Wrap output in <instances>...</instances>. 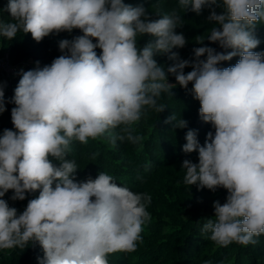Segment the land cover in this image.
Instances as JSON below:
<instances>
[{"label":"clouds","instance_id":"1","mask_svg":"<svg viewBox=\"0 0 264 264\" xmlns=\"http://www.w3.org/2000/svg\"><path fill=\"white\" fill-rule=\"evenodd\" d=\"M179 6L198 15L211 8L208 20L218 26L195 43L207 39L233 51L201 46L193 50L194 61L180 59L172 50L187 41L175 31L183 25L175 9L150 20L142 5L124 0H9L11 20L0 19L2 38L30 33L39 43L74 29L83 35L59 41L64 54L50 65L37 61L34 69L21 70L12 98L15 131L5 129L0 136V250L38 242L44 253L39 264H109V254L136 250L142 226L151 219V197L117 184L104 171L76 182L78 168L67 156L73 141L86 144L106 133L113 144L139 143L143 138L133 135L132 125L148 109L165 110L158 100L176 87L168 74L182 88L192 84L199 116L214 129L203 146L195 130L186 133L183 151H197L198 163L183 161L184 184L228 193L225 203L214 202V217L201 232L223 247L255 244L264 234V52L254 51L264 0H179ZM145 35L155 40L141 48L137 42ZM169 53L176 63L165 70L154 56ZM236 55L235 65L219 66ZM5 110L0 87V114ZM173 120L175 127L187 126L176 114L166 122ZM117 128L121 134L111 136ZM9 190L14 201L28 192L40 194L18 214L3 199Z\"/></svg>","mask_w":264,"mask_h":264},{"label":"trees","instance_id":"2","mask_svg":"<svg viewBox=\"0 0 264 264\" xmlns=\"http://www.w3.org/2000/svg\"><path fill=\"white\" fill-rule=\"evenodd\" d=\"M140 1L142 0H139L137 4H139ZM159 2L163 7L165 6L164 14L171 13L173 9H175L182 17L183 24L184 21L187 20L186 18L191 16L194 20L187 23H190L193 28L199 24V22H196L200 21V19H203L205 23L209 24L205 25L207 27L215 26L214 22L208 20V17L211 14V10L208 7H205L198 15L193 11H179L177 4L171 2V0H159ZM221 11L222 9H218L217 12L220 14ZM183 28L184 25L178 27L175 31L180 33ZM80 35H83V33L79 29H74L70 33L72 38ZM19 36L20 33H18L17 36L11 40L10 46L8 47L9 52H12V50L19 44ZM154 40V37L145 35L140 37L137 43L138 46L142 48L146 44L154 42ZM4 48H6V45L4 38H2L0 44V54L8 55L7 51L6 53H3ZM95 51L97 52V55L101 54V50L99 48H97ZM24 54L25 53H22L21 55ZM8 59L12 66L15 65V63H13L9 57ZM166 66L167 67L165 70L170 67V62H167ZM185 70V72H188L191 69L185 68ZM18 73L19 72H17L16 75H18ZM16 75L9 79L7 85H3L2 83L4 77L0 71V87H3L4 90L6 109L2 114H0V136L3 135V131L5 129H11V110L16 106L12 102L14 93L13 87L11 85L14 80H16ZM168 80L176 82L175 76L172 74H168ZM175 85L176 87L172 89V96L168 93H162L161 98L158 100V104H163L166 106L163 112L157 113L154 109H148L147 117H141L140 122H144V125H147L150 129L147 143H144L142 148L137 149V147L131 145L132 142L127 140L120 141L119 139L116 140L115 147L112 149L108 148L106 145L103 146L102 149H95V147H92L93 151L89 152L87 155H84L83 152L80 158L82 159L83 156H85V160L90 161L91 165L93 166L90 168L88 175L86 174V177L83 180L81 173H79V177H76L75 175V181L81 182L82 180V182H85L88 178L94 179L95 175L98 176L104 171L105 173L113 176L117 184L129 188L134 193L150 196L151 201L158 205L156 210H164L163 212H165L168 217L175 214L176 211H180L179 208L174 207V202L176 200H169L172 198L171 196L180 197V191H176V189L170 184L173 183L175 177H182V175L185 176L186 170L182 169L184 160L187 159L193 163H198L197 151L192 153H185L183 151V145L186 143V133L189 130H195L197 132V139L203 146L207 137V133L211 131L214 134V129L210 123H205L199 116L200 103L194 98L192 84L189 83L187 89L182 88L179 86V84ZM174 114H176L177 120L180 118L186 120L187 126L184 128L175 127L176 122L174 120L166 122L169 121V118ZM112 131L114 132V136H119L121 134L119 128ZM72 145H74V141L71 146ZM175 152H177V154H175ZM198 190L199 192L196 195L198 196L199 200L205 201L206 204H210L211 202L210 198L212 194L210 193L216 192L219 193V196L214 202L219 201L221 204L226 202L228 193L227 190L222 187L217 188V190L214 192L206 188ZM31 199H35V191L29 192L28 199H24L22 204L26 205L27 207L28 201ZM166 209L171 211H166ZM197 217L198 215H196L194 218ZM151 226L154 225L147 222L142 226V230L150 229ZM153 232L148 231V233H145V235H147L146 238H148L150 242H153ZM197 235H200V231L195 230L194 234L189 233L184 238L191 236L195 240ZM254 239H256L257 242L255 244L250 243L251 246L241 245L236 242L232 243L234 247H230V250H228V252H231L235 258L232 264L249 263L251 260L248 262L243 261V254L257 252L258 249L259 255L252 259V264H264L260 262V260H264V234L260 235L259 237H255ZM198 241L199 247L200 240ZM203 243L204 244L197 255H194L195 252H192V249L190 248L192 244H182V246L177 251L170 249L164 255H158V253L151 251V248H149V250L142 253L144 254L143 256L147 257L150 254L155 253L158 259L156 258L154 262L145 260L143 264H156L160 257H163L162 260L169 259L170 262H174L175 264H184L185 261L190 262V264H200L204 262L205 259H201V257L205 250L208 249L207 244H205L207 243L205 238ZM39 248L42 247H38L35 243H30L24 249L16 247L7 251L0 250V264H36L35 253L40 252ZM154 249L156 250V248ZM242 251H245L246 253H243ZM258 257L259 260H257ZM216 258L217 256L214 257V259ZM107 259L109 264H134V259L131 253L116 252L109 254Z\"/></svg>","mask_w":264,"mask_h":264},{"label":"rangeland","instance_id":"3","mask_svg":"<svg viewBox=\"0 0 264 264\" xmlns=\"http://www.w3.org/2000/svg\"><path fill=\"white\" fill-rule=\"evenodd\" d=\"M139 0H124L125 4H130L133 7L136 6H143L146 9L148 18L150 20H156L161 18L160 15H164L165 6L163 7L162 4L159 2V0H142L138 3ZM9 0H0V19L4 20L5 22H10L11 16L10 13L7 11V5ZM171 2H174L177 4V8L181 12H185L180 6H179V0H171ZM209 8V7H208ZM211 11L212 9L209 8ZM218 9H221L219 7H215V11L217 12ZM208 10V11H210ZM191 11V10H188ZM218 13V12H217ZM219 14V13H218ZM187 20L184 21V28L180 31L185 38H186V45L183 48H174L172 51L177 52L179 54L180 59L182 60H189L194 61V49L201 46H208L214 48L217 52H223L224 54H227L228 52L233 51V49L228 48L224 49L219 46L218 43H213L207 39L204 40L203 44H197L196 39L197 38H207V36L210 34L211 29L213 27H207L205 25H209L204 22L203 19H200L199 24L196 27H192L190 22L194 20L191 16H188L186 18ZM218 25H215L214 27H217ZM204 27V28H203ZM254 35L256 38L260 41L258 47L254 49V51L257 52H264V21H261L255 28ZM63 39L72 40L73 38L70 36V33L67 31L60 32L59 34H50L49 36L45 37L41 42L37 43L31 36L30 33L24 34L20 33L19 36V44L12 50V52L8 51V47L10 46L11 40H5L6 48H4L3 53L8 52L7 57L15 63L13 65L17 71L19 72L18 75H16V80L12 83L13 87V93L15 88L17 87L19 80L21 79V70L28 71L32 70L36 67V62L39 61V64L41 67L45 65H50L51 62L57 58L58 56L64 54L59 49V41ZM2 37H0V44H1ZM96 40L93 39V43H95ZM22 53H25L24 55H21ZM3 55V54H0ZM169 54H156L154 56V59L157 61V63L164 67V69L167 67L166 63L170 62V66H173L176 61L169 59ZM239 55L233 56L231 60L223 61L219 65L220 67H230L235 65L237 61L239 60ZM201 59H206V56L201 57ZM192 70V68L186 67ZM190 70V71H191ZM184 73L187 74L188 72ZM17 74V73H16ZM171 84H178L177 82L169 81ZM142 117H147L142 116ZM10 127L12 130L15 131L14 126L12 122H10ZM133 129V135L141 136L143 139L139 143H132V146H135L138 148H142V145L144 143H147V139L149 137V127L144 125V122H136L134 125H132ZM111 136H114V132H111ZM162 144V143H161ZM107 146L108 148L115 147V144L111 142L110 134L106 133L103 138L100 139H91L89 138L88 142L80 143L78 141H74V145L71 146V152L68 154L67 158L69 160H72L75 162L77 166V170L74 173V176L79 177V173L82 175V180L86 177V174L88 175L90 168L93 166L91 165L90 161L85 160V156L81 159L82 153L84 152V155L89 154V152L93 151L92 147H95V149H102L103 146ZM177 154V152H175ZM49 159L52 161V163L56 166H59L60 162L55 160L52 157H49ZM97 177V175L94 176V179ZM184 175L182 177H175V180H173L172 185L176 191H180V197H174L169 200H176L175 206L176 208H179L180 211H176L175 214L168 217V215L163 212L164 210L157 211L156 207L158 206L154 202H150L146 205V210L150 214V221L148 223H152L154 226H151L150 229H143L140 236L141 239L137 242V248L135 251L131 252V255L134 259V264H143L145 260H148L150 262H154V260L158 257L155 253H158V255H164L168 250H174L177 251L182 244L191 245L192 252H195L194 255H197L202 245L204 244V238L207 241V247L208 249L205 250L204 254L202 255L201 259H205L204 262L200 264H232L234 262V255L231 252H228L230 250V247H234L231 243L230 245L223 247L217 245L215 242L211 241L209 239L210 233H202L201 229L203 227V224L207 222V219L214 217V209H213V203L218 198L219 193H210L212 194L210 200V204H206L205 201L199 200L198 194L199 190L195 185H186L183 182ZM81 180V182H82ZM54 186V185H53ZM40 194V190L35 191V198H38ZM13 195V191L9 190L3 199H5L10 206L15 207L19 213H22L26 205H23L22 202L24 200H12L11 197ZM29 192L26 193V198L28 199ZM167 205V204H166ZM168 206V205H167ZM166 211H171L169 209H166ZM196 215H198L197 218H194ZM198 230L200 231V235H197L195 240L193 237L189 236L188 238H184L187 234H194V231ZM148 231H154L152 233V240L153 242H150V240L145 235V233H148ZM145 237V238H144ZM144 238V240H143ZM198 240H200L199 247H198ZM172 243V244H170ZM38 247H41L38 242L35 243ZM248 246H251L248 244ZM151 248V251L155 252L150 254L147 257H144L142 254L143 252L149 250ZM156 248V250L154 249ZM39 248L40 252L35 253V262L36 264H39V259L43 258V249ZM246 250V248H245ZM1 251H7V250H1ZM249 251V250H248ZM243 253H246L245 251H242ZM259 249L257 252H252L249 254H243V261L248 262L247 264H252V259L256 258L259 254ZM217 256L216 259H214L215 256ZM163 257L159 258L157 260L156 264H175L174 262H170L169 259L162 260ZM259 260V257L257 258ZM261 263H264V260H260ZM184 264H190V262H184Z\"/></svg>","mask_w":264,"mask_h":264},{"label":"built area","instance_id":"4","mask_svg":"<svg viewBox=\"0 0 264 264\" xmlns=\"http://www.w3.org/2000/svg\"><path fill=\"white\" fill-rule=\"evenodd\" d=\"M0 71L4 77L2 83L3 85H7L9 79L18 72L17 69L9 62L7 54L0 55Z\"/></svg>","mask_w":264,"mask_h":264}]
</instances>
